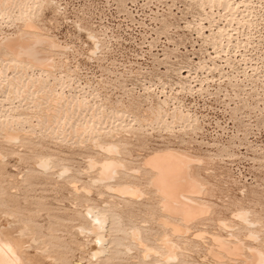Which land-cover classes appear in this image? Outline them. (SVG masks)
Here are the masks:
<instances>
[{
	"label": "rangeland",
	"instance_id": "374dc122",
	"mask_svg": "<svg viewBox=\"0 0 264 264\" xmlns=\"http://www.w3.org/2000/svg\"><path fill=\"white\" fill-rule=\"evenodd\" d=\"M13 1L0 0V11L9 8L0 15V40L22 31L58 45L43 48L54 59L47 71L0 53V232L23 258L30 264H165L163 243L170 240L176 259L182 258L177 264H228L209 258L216 237L243 242L245 256L249 248L264 253V0ZM12 7L20 8L14 13ZM76 102L82 105L76 108ZM117 113L120 121L112 117ZM8 135L18 140L9 143ZM113 148L121 155L107 151ZM167 151L197 159L191 173L206 192L196 201L211 210L190 225L162 215L150 186L153 174L143 162ZM111 158L124 167L113 182L101 184L97 167ZM44 159L47 173L40 167ZM126 186L142 198H120L115 191ZM87 211L104 214V230H91ZM172 225L181 227L182 237ZM99 235L107 254L91 259L89 248Z\"/></svg>",
	"mask_w": 264,
	"mask_h": 264
},
{
	"label": "bare ground",
	"instance_id": "6f19581e",
	"mask_svg": "<svg viewBox=\"0 0 264 264\" xmlns=\"http://www.w3.org/2000/svg\"><path fill=\"white\" fill-rule=\"evenodd\" d=\"M15 1V0H14ZM13 1V2H14ZM209 1H211V0H209ZM208 1V2H209ZM9 2V1H8ZM18 2V1H17ZM21 2V1H20ZM30 1H28V3H29ZM40 2V1H39ZM38 2V3H39ZM43 2V1H42ZM50 2V1H49ZM212 2V1H211ZM223 2V0L221 1V3ZM227 2H228V0H227ZM1 3V2H0ZM24 3V6H23V9H24V7L25 8H27V7H29V6H27V5H25L26 4V2H23ZM33 3H35V0L33 1ZM51 3V2H50ZM210 3V2H209ZM214 3V2H213ZM212 3V4H213ZM216 3H218V1L216 2ZM3 4V3H2ZM5 4V3H4ZM8 4V3H7ZM12 4V3H11ZM16 4H21V3H16ZM39 4H41V3H39ZM211 4V5H212ZM215 4V3H214ZM229 4V3H228ZM228 4L226 3V5L225 6H228ZM13 5V4H12ZM22 5V4H21ZM217 5H219V4H217ZM223 5H224V3H223ZM222 5V8L224 7ZM231 5V4H230ZM229 5V6H230ZM8 6V5H7ZM16 6V5H15ZM20 6V5H19ZM36 6V5H35ZM221 6V5H220ZM1 7H3V5L1 6ZM0 7V8H1ZM11 7V6H10ZM34 7V6H33ZM209 7H211V6H209ZM20 8V7H19ZM19 8H18V11H19ZM42 8V7H41ZM11 9H13V7L11 8ZM21 9H22V7H21ZM22 9V10H23ZM29 8H27V10H28ZM226 9V7L224 8V10ZM228 9V8H227ZM8 10H9V8L8 7H4L1 11H0V15L1 16H3V15H6L7 14V12H8ZM14 10H16V9H13V12H14ZM25 10L26 9H24L23 11L25 12ZM31 10V9H30ZM29 10V11H30ZM17 11V10H16ZM17 11V12H18ZM23 11H21V12H23ZM29 11H27V15H28V12ZM233 11V10H232ZM11 12V11H10ZM32 12H34V10L32 11ZM32 12H30L31 14H32ZM231 12V11H230ZM15 13V12H14ZM13 13V14H14ZM12 13H11V15H13ZM19 14V13H18ZM35 14V13H34ZM34 14H32V15H34ZM9 15V14H8ZM16 15V14H15ZM27 15H26V17H27ZM31 15V16H32ZM18 16H20V15H18ZM17 16V17H18ZM24 16H25V14H24ZM13 17H15V16H13ZM17 17H15L16 19H17ZM3 18V17H2ZM9 18H10V16H9ZM18 18H20V17H18ZM22 18H24V17H22ZM28 18V17H27ZM29 18H31V17H29ZM12 19V18H11ZM14 19V18H13ZM12 19V20H13ZM1 20V19H0ZM24 21V20H23ZM26 21V20H25ZM30 21V20H29ZM34 21H35V19H34ZM22 22V21H21ZM20 22V23H21ZM32 21H30V23H31ZM27 24H25V26H26ZM23 26H24V24H23ZM24 26V27H25ZM36 26V25H35ZM23 27V28H24ZM23 28L21 29V30H23ZM36 28V27H35ZM34 26H32V24L31 25H27V27H26V29H28L29 31H30V29H32L33 31H35L34 29ZM38 28V27H37ZM25 29V30H26ZM39 29V28H38ZM20 30V31H21ZM24 31V30H23ZM40 31H41V29H40ZM25 32V31H24ZM32 32V31H31ZM33 33V32H32ZM37 33V32H36ZM39 33V32H38ZM40 33H42V32H40ZM223 33V32H222ZM21 35H19V36H17V37H15V38H8V39H2V40H0V53H1V50H4V51H6L8 54H10V56L13 58V60L14 61H16L17 63L16 64H18V63H20V64H27V68H29L28 67V65L29 66H31V68L32 67H34V69H35V71L37 70V68L40 70V69H43V71L44 70H46V69H54V68H52V65H53V61H54V59H53V61H52V58L50 57V55H48L47 53H45V52H49V51H45V52H43V48L45 49L46 48V50H47V48H51V49H53V48H55L56 49V46H58L57 44H55L53 41V43L51 42V41H49V40H46V39H48V38H46V39H44L43 37V39L41 38V36H43V35H39L40 37H37L35 34V36H33V34L31 35V34H29V33H22V31H21V33H20ZM2 36V35H1ZM14 36H16V34L14 35ZM45 36V35H44ZM10 37V36H9ZM90 37V36H89ZM91 38V37H90ZM89 38V39H90ZM228 39V38H227ZM91 40H92V38H91ZM94 41V40H93ZM53 44H55V46L53 45ZM96 46V45H95ZM57 50V49H56ZM58 50H60L61 51V49H59V47H58ZM50 51H52L53 52V50H50ZM59 52V51H58ZM50 54H53V53H50ZM60 54V53H59ZM59 54H57L58 56H59ZM56 55V54H55ZM54 54H53V56H55ZM94 55V54H93ZM1 56V55H0ZM2 56H4V55H2ZM58 56H56V57H58ZM6 57V56H5ZM5 57H3V59L5 58ZM1 58V57H0ZM55 58V57H54ZM6 59V58H5ZM9 58H7V60H8ZM6 60V61H7ZM12 60V63H14V61ZM53 62V63H52ZM7 63V62H6ZM8 63H9V61H8ZM10 64H11V61H10ZM15 64V65H16ZM7 65V64H6ZM5 65V67H7ZM14 65V66H15ZM19 65V64H18ZM54 66V65H53ZM21 67V66H20ZM11 68H13V67H11ZM10 68V69H11ZM15 68H16V66H15ZM14 68V69H15ZM22 68V67H21ZM25 68V67H24ZM31 68H30V70H31ZM9 69V68H8ZM16 69H18V68H16ZM26 70V69H25ZM29 70V69H28ZM33 70V69H32ZM4 71H6V68H5V70ZM10 71V70H9ZM16 71H18V70H16ZM42 71V70H41ZM40 71V72H41ZM47 71V70H46ZM49 72L51 71V70H48ZM32 72V71H31ZM3 73V72H2ZM2 73H0V74H2ZM6 73H7V71H6ZM43 73V72H42ZM14 74V73H13ZM20 74H22L21 72H20ZM26 74H27V71H26ZM46 74V73H45ZM49 75H50V73H48ZM19 76V75H18ZM46 76H47V74H46ZM4 77V76H3ZM2 77V78H3ZM7 77L5 76V78L3 79V80H5ZM9 78V77H8ZM14 78V77H13ZM19 78V77H18ZM22 78H24V75H23V77ZM21 78V79H22ZM26 78V77H25ZM31 78V77H30ZM29 78V79H30ZM48 78V77H47ZM20 78H19V81L21 80ZM46 79V78H45ZM14 80H15V78H14ZM25 80H27V79H24V82H25ZM47 80V79H46ZM5 81H7V79L5 80ZM28 81V80H27ZM32 81L34 82V79H32ZM31 81V82H32ZM39 81V80H38ZM38 81H36L35 80V82H37L38 83ZM42 81H44V80H42ZM48 81V80H47ZM46 81V82H47ZM18 82V81H17ZM23 82V81H22ZM29 82V81H28ZM28 82H26V83H28ZM41 82V81H40ZM45 82V81H44ZM3 82H1V84H2ZM4 83H6V82H4ZM12 83V82H11ZM13 83L15 84L16 83V81L14 82L13 81ZM21 83V82H20ZM7 84V83H6ZM5 84V85H6ZM10 84V83H9ZM18 84V83H17ZM24 85V87H26V84L25 83H23ZM32 85V87H33V84L34 83H31ZM47 84V83H46ZM60 84V83H59ZM5 85H3V87L5 86ZM11 85V84H10ZM27 85H29V84H27ZM38 85V84H37ZM50 85V84H49ZM1 86V85H0ZM6 87H8V86H6ZM5 87V90L7 89ZM11 87H12V85L10 86V89H11ZM15 87V86H14ZM31 87V88H32ZM44 87H45V85H44ZM46 87H48L47 85H46ZM45 87V88H46ZM13 88V87H12ZM18 88V87H17ZM36 88V87H35ZM49 88H50V86H49ZM65 88H67V86L65 87ZM1 89H2V87H1ZM9 89V90H10ZM19 89H20V87H19ZM26 89V88H25ZM30 88H28V90H29ZM34 89V88H33ZM33 89L30 91V92H32L33 91ZM40 89H42V88H40ZM47 89V88H46ZM63 89H64V87H63ZM63 89H62V91H63ZM3 90V89H2ZM17 89H15L13 92H15ZM27 90V89H26ZM27 90V91H28ZM36 90V89H35ZM38 90V89H37ZM43 90V89H42ZM48 90V89H47ZM67 90V89H66ZM26 91V92H27ZM45 91V90H44ZM49 91H50V89H49ZM55 91V90H54ZM70 91V90H69ZM5 92V91H4ZM16 92H18V91H16ZM19 92H20V90H19ZM18 92V93H19ZM24 93H26L25 91H23ZM29 92V93H30ZM11 93V92H10ZM38 93H39V91H38ZM37 93V94H38ZM55 93V92H54ZM62 93V92H61ZM64 93V92H63ZM36 94V95H37ZM49 94V93H48ZM53 94V93H52ZM56 94V93H55ZM58 94V93H57ZM21 95V94H20ZM33 95H34V92H33ZM32 95V96H33ZM38 95H41V94H38ZM43 95V94H42ZM14 96H15V94H14ZM17 96H19V94H17ZM25 96V95H24ZM49 96V95H48ZM53 96V95H52ZM63 95L61 94V97H62ZM65 96V95H64ZM20 97V96H19ZM26 97V96H25ZM40 97V96H39ZM45 97H46V95H45ZM57 97V96H56ZM69 97V96H68ZM72 97V96H71ZM20 98H24V97H20ZM30 98V97H29ZM53 98V97H52ZM52 98H50V99H52ZM60 98V97H59ZM67 98V96L65 97V99ZM77 98V97H76ZM16 99V98H15ZM35 99V96H34V98H33V100ZM37 99H38V96H37ZM56 99V98H55ZM61 99V98H60ZM64 99V98H63ZM71 99V98H70ZM73 99V98H72ZM81 99V98H80ZM79 99V100H80ZM83 99V98H82ZM20 100V99H19ZM26 100V99H25ZM42 100V99H41ZM43 100H46V98L44 99L43 98ZM43 100H42V102H43ZM69 100V99H68ZM77 100V99H76ZM35 101V100H34ZM47 101H48V99H47ZM49 101H51V103H57V102H55L54 100H53V102H52V100H49ZM57 101V100H56ZM60 101H62V99L60 100ZM81 101H83V100H81ZM85 101V100H84ZM84 101L82 102L83 104H85L84 103ZM33 102V101H32ZM39 102H40V100H39ZM65 102V101H64ZM71 102V101H70ZM74 102V100H72V103ZM45 103V102H44ZM48 103H50V102H48ZM62 103V102H61ZM46 104V103H45ZM63 104H65V103H63ZM66 104H67V102H66ZM65 104V106H67V105H70L71 103H69V104H67L66 105ZM77 104H79V103H77L76 102V104L74 105L75 107H76V105ZM50 105H52V104H50ZM61 105V104H60ZM60 105H58L59 107H60ZM80 105H82V104H79V106ZM38 106H39V104H38ZM49 106V105H48ZM61 106H63V105H61ZM64 106V107H65ZM85 106V105H84ZM34 107V106H33ZM56 107V106H55ZM74 107V109L76 110V108H78V107H76L75 108ZM45 108V107H44ZM43 108V109H44ZM47 108V107H46ZM53 108H54V106H53ZM67 108V107H66ZM71 108V107H70ZM73 108V107H72ZM82 108V107H81ZM160 108V107H159ZM61 109H63L62 107H61ZM48 110V109H47ZM54 110H55V108H54ZM71 110V109H70ZM70 110L68 111L69 113H70ZM80 110V109H79ZM49 111H51V114H54V113H52V111L53 110H49ZM63 111V110H62ZM35 112V111H34ZM33 112V113H34ZM46 112V111H45ZM48 112V111H47ZM57 112V111H56ZM66 111H64L63 113H65ZM72 112V111H71ZM79 112V111H78ZM67 113V112H66ZM68 113V114H69ZM73 113V112H72ZM48 114V113H47ZM50 114V113H49ZM48 114V115H49ZM61 114V113H60ZM71 114V113H70ZM74 114V113H73ZM98 114H100V113H98ZM102 114V113H101ZM100 114V115H101ZM64 115H66V114H64ZM63 115V116H64ZM93 115V114H92ZM96 114H94V116H95ZM117 115H118V113L115 115V114H113V116L112 117H114V116H116L117 117ZM121 115V114H120ZM58 116V115H57ZM56 116V113H55V118L57 117ZM62 116V115H61ZM62 116V117H63ZM67 116V115H66ZM69 116V115H68ZM93 116V117H94ZM119 116V115H118ZM70 117V116H69ZM90 117H91V115H90ZM95 117H97V116H95ZM94 117V118H95ZM102 117V116H101ZM100 117V118H101ZM105 117V116H104ZM111 117V116H110ZM123 117V116H122ZM159 117V116H158ZM173 117V116H172ZM54 118V119H55ZM59 118V117H58ZM106 118H108V120L110 121V118L109 117H106ZM118 118V117H117ZM116 118V119H117ZM124 118V117H123ZM54 119H53V121H54ZM70 119V118H69ZM69 119H68V121H69ZM6 120V119H5ZM50 120H52V119H50ZM57 120V119H56ZM67 120V119H66ZM86 120V119H85ZM90 122H91V120L90 119H88ZM96 120H98V118H96ZM106 120V119H105ZM111 120H113V119H111ZM118 120H119V118H118ZM122 121H123V119H121ZM59 121V123H60V121H62L61 120V118H60V120H58ZM88 121V122H89ZM114 121V120H113ZM120 121V120H119ZM16 122V121H15ZM63 122V121H62ZM71 122V121H70ZM87 122V123H88ZM101 122H103L102 120H101ZM105 122V121H104ZM48 123H50V122H48ZM67 124H68V122H66ZM65 123V124H66ZM113 123V122H112ZM117 123H119V122H117ZM1 124V123H0ZM45 125H46V123H44ZM43 124V125H44ZM64 124V125H65ZM72 124H74V123H72ZM72 124H71V127H72ZM93 124V123H92ZM101 124V123H100ZM120 124H121V122H120ZM119 124V125H120ZM9 125H10V123H9ZM44 125V126H45ZM60 125V124H59ZM63 124H62V126L61 127H63L64 126ZM96 125L97 124H95V127H96ZM103 125H105V124H103ZM57 126H58V124H57ZM59 126V127H60ZM68 126H70V124L68 125ZM85 126V125H84ZM87 126V125H86ZM85 126V127H86ZM89 126V125H88ZM90 126H91V124H90ZM99 126V125H98ZM117 126H118V124H117ZM47 127V126H46ZM51 127V126H50ZM49 127V128H50ZM66 127L67 126H65V127H63V129L65 128L66 129ZM76 127V126H75ZM82 128H84L83 126H81ZM101 127V130H103L102 129V126H100ZM113 127V126H112ZM119 127V126H118ZM45 128V127H44ZM57 128V127H56ZM55 128V129H56ZM80 128V127H79ZM79 128H77V129H79ZM99 128V127H98ZM104 128V127H103ZM119 128H122V125H121V127H119ZM5 129V128H4ZM58 130L60 129L61 130V128H57ZM64 129V130H65ZM86 129H88L89 130V128H86ZM90 129H92L91 127H90ZM96 128H93V130H95ZM123 129H124V127H123ZM83 129H81V131H82ZM99 130H100V128H99ZM116 130V129H115ZM119 130H121V129H119ZM118 130V132H120ZM4 131V130H3ZM5 131H7V130H5ZM4 131V132H5ZM52 131V129L50 130V132ZM53 131H54V129H53ZM52 131V132H53ZM56 131V130H55ZM54 131V132H55ZM67 131H68V129H67ZM71 131H73V130H71ZM75 131V130H74ZM78 131V130H77ZM89 131H91V130H89ZM106 131H108V130H106ZM112 132H113V130H111ZM110 131V132H111ZM117 131V130H116ZM125 131V130H124ZM9 132H12V131H9ZM44 132H46L45 130H44ZM49 132V131H48ZM60 132H62V131H60ZM80 132V131H79ZM84 133H85V131H83ZM88 132V131H87ZM96 132H98V131H96ZM100 132V131H99ZM123 132V131H122ZM64 133V132H63ZM77 133V132H76ZM92 133V132H91ZM94 133V132H93ZM103 133V132H102ZM114 133V132H113ZM4 134V133H3ZM6 134H8V132L6 133ZM66 134V133H65ZM70 134H72V133H70ZM79 134V133H78ZM100 134V133H99ZM120 134V133H119ZM56 135H57V133H56ZM62 135V134H61ZM61 135H59L58 137H60ZM75 135V134H74ZM92 135V134H91ZM118 135V134H117ZM127 135V134H126ZM23 136V135H22ZM93 136V135H92ZM91 136V137H92ZM96 136V135H95ZM98 136V135H97ZM62 137H63V135H62ZM99 137V136H98ZM7 138V137H6ZM97 138V137H96ZM95 138V139H96ZM4 139H5V137H4ZM8 142L10 143V142H16L17 140H18V137L16 138L15 136H9L8 135ZM97 139H99V138H97ZM21 140L19 139V141L18 142H20ZM4 142H6V140L4 141ZM96 142V141H95ZM95 142L93 143V146L95 145ZM98 142V141H97ZM100 142V141H99ZM14 144V143H13ZM12 144V145H13ZM18 144V143H17ZM97 144V143H96ZM110 145V144H109ZM113 145V144H112ZM115 145H117V144H115ZM98 146H100V145H98ZM102 146V145H101ZM103 147V146H102ZM112 147H116V146H112ZM96 149V148H95ZM98 149V148H97ZM103 149V148H102ZM101 149V150H102ZM105 149V148H104ZM99 150V149H98ZM117 150V151H116ZM110 154H115L116 152H118V148H113V149H110V150H107ZM120 151V150H119ZM103 154H104V152H103ZM118 154V156H120L121 154L118 152V153H116L115 155H117ZM120 154V155H119ZM114 155V156H115ZM2 157V156H1ZM115 157H117V156H115ZM113 158V157H112ZM112 158L109 160V161H105V163H101L100 162V164H98V165H100V169H99V167H97L98 168V170H100V174H99V176H98V174H97V176L99 177V181H101V184H102V182H105V183H110V182H106V181H111V182H113V178L115 177V176H117L118 177V175H117V171L121 168V167H124V166H122L121 165V163H120V165L118 164V163H116L114 160H112ZM119 158V157H118ZM114 159V158H113ZM45 160V159H44ZM44 160H42V161H44ZM88 160H90V159H88ZM195 160V159H194ZM192 160L191 158H189V157H187V156H185V155H182V154H179V153H177V152H174V151H167V152H162V153H155L153 156H151V157H148V159H145L144 161L145 162H143L144 163V166L146 167V169L148 168L151 172H152V179H151V182H150V186H151V188L155 191V192H153V193H156V195L160 198V200H161V212H163V214L162 215H166V216H168V217H173V219L175 218H177V219H179V220H181L182 221V223H184V224H186V225H190L189 223H193V222H195V221H197V220H201V218H203L204 219V217H207V214L210 212V208H209V206L208 207H206V205L205 204H203V205H201L200 203H198L197 201H196V199L198 198V197H200V195L202 196V192H203V189L205 190V186H203L204 188H202V184L200 185V183L201 182H197L195 179H197L196 177L194 178L193 176H192V173H191V166L192 165H194V163H195V161L197 160ZM4 160H2V162H3ZM47 161H49V159L47 160H45L44 162L46 163ZM117 161V160H116ZM119 161V160H118ZM41 162V161H40ZM43 162V163H44ZM51 162V161H50ZM89 162V161H88ZM92 162V161H91ZM95 162V161H94ZM121 162V161H120ZM197 162H199V161H197ZM202 163V162H201ZM201 163L199 162V164L201 165ZM51 164V163H50ZM94 164H96V163H94ZM198 164V163H197ZM44 166H40L41 168H44L45 170L44 171H46V170H48V165H47V163L46 164H43ZM92 165V164H91ZM196 165V164H195ZM51 166V165H50ZM49 166V167H50ZM142 166H143V164H142ZM96 166H94V168H95ZM96 168V169H97ZM143 168V167H142ZM88 169H89V167H88ZM95 169V170H96ZM125 169V168H124ZM123 169V170H124ZM50 170V169H49ZM53 170V169H52ZM65 170V169H64ZM67 170V169H66ZM94 170V169H93ZM122 170V171H123ZM39 171V170H38ZM61 171H63V170H61ZM122 171H120V172H122ZM148 171V170H147ZM37 172V171H36ZM41 172H43V170L41 171ZM68 172H70V171H68ZM99 172V171H98ZM136 172V171H135ZM138 172V171H137ZM44 173V172H43ZM45 173H47V171L45 172ZM96 173H97V171H96ZM64 174V173H63ZM63 174L61 173V174H59L58 175V177L61 175V176H63ZM70 173H68V175H69ZM134 174V173H133ZM136 174H138V173H136ZM65 175H66V173H65ZM64 175V176H65ZM67 175V176H68ZM63 176V177H64ZM66 176V177H67ZM97 178V177H96ZM116 178V177H115ZM61 179V178H60ZM59 179V180H60ZM113 179V180H112ZM63 180H64V178H63ZM94 182L95 181H97L98 182V180L97 179H94L93 180ZM93 182V184L92 185H94L95 184V186H96V184H99L100 182H98V183H94ZM105 183H103L104 185H105ZM74 186V185H73ZM76 186V185H75ZM102 186V185H101ZM125 186V185H124ZM150 186H148L149 188H150ZM109 187V186H108ZM112 187H114V186H112ZM112 187H110L112 190H113V188ZM107 188V187H106ZM74 189V188H73ZM76 190V189H75ZM108 190H110L109 188H108ZM112 190L111 191H109L110 193H112ZM139 190H137V189H132V188H129V187H125V188H120V189H117L115 192H117L118 194H120V198L123 196H125V197H129L130 198V200L132 199L133 200V198L134 199H140L139 197H141L142 198V196L140 195L141 194V192H140V194H139V192H138ZM76 192V191H75ZM205 192H206V190H205ZM205 192H204V194H205ZM118 196V195H117ZM122 197V198H123ZM155 197V196H154ZM129 201V200H128ZM139 201V200H138ZM199 201V200H198ZM137 202V201H136ZM159 208V207H158ZM209 208V209H208ZM90 211V210H89ZM88 212V211H87ZM91 212V211H90ZM90 212H88L89 214H87V213H85V214H87V217L88 216H90L88 219H90L91 220V226H92V231L95 233V232H98V231H102V230H104V225H105V219L106 220H108L107 218H105L104 217V214L102 215H100L99 214V212H97V213H90ZM92 212H94V211H92ZM245 212V211H244ZM239 214L241 213V212H238ZM243 213V212H242ZM248 214V213H247ZM209 215V214H208ZM237 215V214H236ZM243 215H245V213L243 214ZM243 215H241V216H239V220L240 221H242V222H244L243 224H248V222H247V217L245 218ZM250 215V214H249ZM249 215H248V217H249ZM106 216V215H105ZM247 216V215H246ZM109 218V217H108ZM166 219V218H165ZM165 219H163V220H165ZM202 219V220H203ZM160 220H162V219H160ZM109 221H111V219L109 220ZM180 221V222H181ZM108 222V221H107ZM106 222V223H107ZM166 222H169V220L168 221H166ZM222 224H224L223 222H221ZM220 223V224H221ZM250 223V222H249ZM108 224V223H107ZM158 224V223H157ZM160 224V223H159ZM158 224V225H159ZM252 223H250V225H251ZM109 225V224H108ZM173 226V225H172ZM221 226V225H220ZM223 226V225H222ZM252 226H255L254 224H252ZM163 227V226H162ZM161 227V228H162ZM167 227V226H166ZM226 227V226H225ZM224 227V228H225ZM114 228V227H113ZM168 228V227H167ZM167 228H165L166 230H168ZM171 228H173V232L175 233V234H183V230L181 229V227L179 228V227H175V225L173 226V227H171ZM80 229H82V228H80ZM79 229V232L80 231H82V230H80ZM108 229V228H107ZM107 229L105 230L106 232H107ZM184 229V228H183ZM187 229V228H186ZM185 229V230H186ZM91 230L89 229V231L91 232ZM163 230H164V228H163ZM170 230V229H169ZM185 230H184V234H185ZM87 230H85V229H83V232H86ZM89 231H87L88 233H89ZM132 232H133V230H131ZM131 231L129 232L130 233V235L132 234L131 233ZM92 232V233H93ZM135 233L134 234H132V236H133V239H136V240H139V236H138V233H140V231L138 230L137 232L136 231H134ZM171 232V231H170ZM172 232V233H173ZM188 231H186V233H187ZM82 233V232H81ZM80 233V234H81ZM99 233H102V236H103V232H99ZM128 233V234H129ZM84 234V233H83ZM141 234V233H140ZM188 234V233H187ZM186 234V235H187ZM82 235V234H81ZM96 235V234H95ZM230 235H232V234H230ZM230 235H229V237H230ZM250 235H253V233L252 234H250ZM96 236H98V234L96 235ZM102 236H100L99 235V237H96L97 239L95 240L96 241V244H93L90 248H89V255L91 256V259L92 258H99L98 256H100L102 253H104L103 252V250H105V248H103V241H105V239L103 240V237ZM104 236H107V235H105L104 234ZM131 236V237H132ZM137 236H138V239H137ZM141 236V235H140ZM163 236V235H162ZM167 236H169V235H167ZM173 236H175V235H173ZM172 236V237H173ZM181 236V235H180ZM184 236V235H183ZM212 236V235H211ZM253 236H255V234L253 235ZM166 237V236H165ZM182 237V236H181ZM208 237V236H207ZM214 237V236H213ZM232 237V236H231ZM234 237V236H233ZM250 237V236H249ZM248 237V239H250ZM257 237V236H256ZM107 238V237H106ZM168 238V237H167ZM205 238V237H204ZM211 238V237H210ZM223 238V237H222ZM221 237H216V238H213L212 240H210V241H212V243H213V245H212V247L210 248V251H209V254L211 255L209 258H211V257H213L215 260H217V261H219L220 263H224L223 261H228V264H239V263H237L238 261L240 262V264H264V253H262V252H260V251H258L256 248H249V247H247V249L248 250H246V251H248V253H249V256H245L244 255V247L245 246H242L243 245V242L240 244V243H234V241L235 240H233V242H231V241H229L230 239H228V240H225V239H222ZM252 238H255V237H252ZM251 238V239H252ZM133 239H130V240H133ZM142 239V238H141ZM236 239V238H235ZM257 239H258V237H257ZM237 240V239H236ZM160 241V240H159ZM170 241V240H169ZM169 241H165L164 243H163V247H165V249H166V251H167V256L165 257L164 255V259H165V264H171V263H173L174 261H175V263L174 264H177V259L180 257L179 255V257H177V259H176V255H175V250L173 249L174 247H176V246H174V247H172L170 244H171V242H170V244L168 243ZM200 241V240H199ZM198 241V242H199ZM201 241L203 242V240L201 239ZM205 241V240H204ZM131 242H133V243H135L134 241H131ZM138 242H141V240H139V241H137L136 243H138ZM160 242H162V241H160ZM159 242V243H160ZM237 242H239L238 240H237ZM254 242H256L255 240L253 241V243ZM174 243V242H173ZM107 244V243H106ZM109 244V243H108ZM111 244V243H110ZM141 244H142V242H141ZM140 244V245H141ZM138 245V244H137ZM143 245V244H142ZM161 245V244H160ZM173 245H175V244H173ZM205 245V244H204ZM113 246H115V245H113ZM112 246V247H113ZM159 246V245H158ZM82 247V246H81ZM140 247V246H139ZM146 247V246H145ZM161 247H162V245H161ZM160 247V248H161ZM163 247H162V250H163ZM208 247H210V246H208ZM83 248V247H82ZM147 248V247H146ZM180 248V247H179ZM178 248V249H179ZM107 249V248H106ZM127 249V248H126ZM159 249V248H158ZM175 249H177V248H175ZM107 250H109V249H107ZM106 250V251H107ZM148 250V249H147ZM180 250V249H179ZM88 251V250H87ZM126 251V250H125ZM129 251V250H128ZM151 251V250H150ZM155 251V250H154ZM154 251H152L153 253H154V255H158V256H160L159 254H158V252H156L157 254H155V252ZM164 251V250H163ZM149 253L148 252V254L149 255H152L153 253ZM208 252V251H207ZM106 253V252H105ZM104 253V254H105ZM108 253H109V251H108ZM145 253H147V252H145ZM181 253V252H180ZM187 253V252H186ZM107 254V253H106ZM148 254H144L143 256L145 257L144 259H145V261L146 260H148V259H146V256L148 255ZM164 254V253H163ZM149 255L147 256V258H149ZM183 255H185V254H183ZM89 256V257H90ZM102 256V255H101ZM101 256H100V259H101ZM109 256V255H108ZM163 256H160V257H163ZM209 256V255H208ZM207 256V257H208ZM105 258V257H104ZM181 258V257H180ZM179 258V259H180ZM212 258V259H213ZM163 259V258H162ZM182 259V258H181ZM48 260V259H47ZM96 260V259H95ZM161 260V259H160ZM163 261V260H162ZM97 262V261H96ZM179 262V261H178ZM188 262V261H187ZM212 262V261H211ZM188 263H190V262H188ZM214 263H215V261H214ZM227 263V262H226ZM0 264H30L26 259H24L23 258V256H22V254L19 252V248L17 247V245L14 243V242H12L11 240H8L7 238H5V236L2 234V232H0ZM179 264V263H178ZM193 264V263H192ZM197 264V263H196Z\"/></svg>",
	"mask_w": 264,
	"mask_h": 264
}]
</instances>
